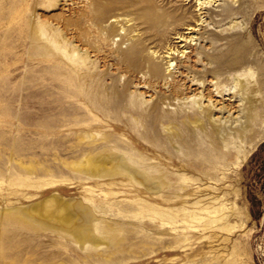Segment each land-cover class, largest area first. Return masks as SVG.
Returning <instances> with one entry per match:
<instances>
[{
    "label": "rangeland",
    "instance_id": "1",
    "mask_svg": "<svg viewBox=\"0 0 264 264\" xmlns=\"http://www.w3.org/2000/svg\"><path fill=\"white\" fill-rule=\"evenodd\" d=\"M158 1L176 15L192 13L190 27L178 25L184 37L170 36L179 53L164 49L154 55L163 67L169 66L167 72L180 70L175 61L167 63L177 54L182 64L198 60L195 69H204L208 60L200 52L212 51L213 39L221 43L228 36L250 42L252 55L245 69L257 76L263 66L264 79V0ZM83 8V0H0V264H264V113L258 130L231 144L229 159L206 160L198 153L188 167L173 172L178 193L166 200H132L108 179L98 189L82 179L84 174L57 165L55 147L63 158L70 155L81 133L79 124L91 118L82 99L83 82L50 39H61L67 49L81 45ZM190 41L196 44L194 51ZM238 74L220 88L233 93ZM261 96L264 100V91ZM223 120L235 126L233 119ZM68 180L78 186L70 188ZM52 192L102 206L121 219L117 238L109 232L98 245H81L6 210Z\"/></svg>",
    "mask_w": 264,
    "mask_h": 264
},
{
    "label": "bare ground",
    "instance_id": "2",
    "mask_svg": "<svg viewBox=\"0 0 264 264\" xmlns=\"http://www.w3.org/2000/svg\"><path fill=\"white\" fill-rule=\"evenodd\" d=\"M83 2L82 44H71L67 49L61 39H50L55 48L65 53L75 77L83 82L82 99L91 118L79 124L81 133L67 157H62L57 139L54 156L58 166L84 174L82 179L93 182L98 189L108 179L121 196L132 200H166L178 193L173 172L188 167L196 154L202 153L200 156L206 160L218 156L225 161L232 155L231 144L236 138L244 140L258 130L256 126L264 113V79L260 74L263 66L257 68V76L245 69L252 55L250 42L228 36L221 43L213 39L214 49L200 52L203 61L208 60L204 69H195L198 60L182 64L177 54L167 63L175 61V68L180 70L167 72L169 66L163 67L154 55L164 49L165 53H179L170 36H183L178 30L180 24L191 26L189 10L176 15L158 0ZM117 36L120 38L115 45L111 44ZM194 46L190 41L188 47L194 51ZM239 72L233 81V93L229 88H220L222 82ZM236 100L241 104L237 105ZM237 111L239 116L232 118ZM223 118L233 119L235 126H228ZM69 184L70 188L78 186ZM60 191L66 194L68 188ZM6 210L18 212L24 222L34 227L53 229L81 245H98L103 234L108 238L109 232L117 233L121 225V219L108 215L102 206L59 192Z\"/></svg>",
    "mask_w": 264,
    "mask_h": 264
}]
</instances>
